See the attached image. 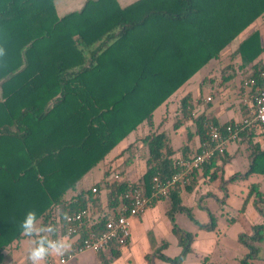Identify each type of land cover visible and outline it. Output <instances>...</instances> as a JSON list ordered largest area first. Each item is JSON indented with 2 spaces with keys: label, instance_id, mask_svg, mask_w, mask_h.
Returning a JSON list of instances; mask_svg holds the SVG:
<instances>
[{
  "label": "trees",
  "instance_id": "obj_1",
  "mask_svg": "<svg viewBox=\"0 0 264 264\" xmlns=\"http://www.w3.org/2000/svg\"><path fill=\"white\" fill-rule=\"evenodd\" d=\"M263 14L264 0H135L125 6L116 0H86L79 10L61 17L54 0H0V47L5 52L0 56V264L3 250L25 237L20 222L27 211L35 210L39 223L53 225L55 239L63 237L66 214L88 207L91 216L80 228L84 236L103 228L127 188H143L149 194L154 176L164 180L180 171L181 160L190 155L174 157L165 134L153 131L155 109L203 66L219 60L234 40L238 43L221 68L222 79L232 77L237 59L236 68L248 67L246 79L260 83L264 46L259 30L240 35ZM207 80L204 77L201 86ZM191 107L187 94L180 99L184 118ZM191 119L199 144L207 140L204 123L218 124L204 114ZM141 125L149 128L142 138L147 157L141 177L117 182L115 167L109 165L100 182L77 191L78 182ZM257 129L264 132V125L248 126L237 137L250 145L249 167L242 178H264V150L254 140ZM225 152L216 153L201 169L210 181L219 167L211 169L217 159L226 160ZM197 173L192 171L189 181L165 199L171 218L184 208L180 188L191 192ZM261 187L259 181L249 184L239 211L252 199L263 222L254 224L250 234L239 235L247 253L233 264H253L258 258L264 239ZM101 189L112 211L93 218L101 205ZM203 227L212 229L214 221ZM172 233L180 252L166 257L160 248L158 256L181 264L194 234L176 224ZM119 248L111 245L108 253L98 252L100 264L117 258Z\"/></svg>",
  "mask_w": 264,
  "mask_h": 264
},
{
  "label": "crops",
  "instance_id": "obj_2",
  "mask_svg": "<svg viewBox=\"0 0 264 264\" xmlns=\"http://www.w3.org/2000/svg\"><path fill=\"white\" fill-rule=\"evenodd\" d=\"M85 1L86 0H54L56 14L58 17H61L66 13L79 10ZM116 1L121 6V4H126V2L130 4L135 0ZM255 27H257L259 30L260 42L262 46H264V14L263 17H261L259 20L255 21L247 29H245L240 35V38L244 37L250 30ZM237 43L238 40H234L230 44L228 49L224 51L219 60H212V65H215L216 68L215 71H212L213 66H211L208 68L209 71H207L202 78L194 81H192L190 78L176 92H174L166 102L157 107L156 109H160L157 113V121L155 120V109L153 113L152 129L153 131L163 132L165 134L168 145L174 150V157L179 158L187 155L191 156L196 153L197 149L199 148V138L196 134L193 133L194 125L192 123L191 117L204 114L208 118L217 121L218 124H225L229 122L239 121L248 113L249 106L252 103V90L250 87H242L244 80H246L247 78L248 67L245 69L236 68L238 64V61L236 59L234 63V65L236 64L234 66L236 70L231 71L232 77L224 81L221 75V68L226 66L230 62L228 53L230 50L235 49ZM260 59L264 61V50L260 54ZM206 65H208V63ZM204 77H207L208 80L201 86L200 81ZM187 94H189L191 97L192 107L190 116L184 118L182 116V110L180 108V99ZM207 97H210V100H207ZM145 127V134H143L140 138H137V136H135L137 133L136 130L131 132H135L132 137H130L129 134L122 142H120L108 154L104 163L95 168L92 172L85 175L84 178H82L78 182L77 191L83 188L87 189L93 186L94 183L100 182L103 179L104 171L109 165L114 167H121L120 170L124 171L122 175L120 174L121 179L137 181L146 169L147 147L145 146L142 138L149 132V128L147 125ZM255 132L256 135L254 136V140L257 141L261 149L264 150V132H262L261 129H257ZM132 142L140 144V155H137L136 157H134V159H132L131 156H128L129 154L127 153L123 154L124 152L129 150V145L130 148L133 146ZM249 146V142L245 138H237V140L235 139L230 141L227 145L226 152L223 157L226 158V160L222 162L221 159H217L215 165L211 169L213 171L217 166L219 167L217 177L214 180L210 181L207 175L204 174V172L201 170L196 174L197 185L191 192H186L184 188H180L182 205L184 197L196 194L201 185L213 184L214 188H224L222 194L220 195L212 193L211 190L207 191L210 196L215 198L217 204L221 206L229 198V194L227 192L228 185L234 184L235 182H238L240 180H246V183L244 185V188L246 189L238 190V194L233 192L236 197H241V205L238 207L237 212L230 218V220L239 221L243 219L249 229V233L245 234H250L252 231V226L254 224H260L263 222V216L255 208L252 199L245 204L243 211H239V209L241 208L243 201L248 193L249 184L251 182L259 181L262 184L261 189H264V178L256 175H252L248 178L241 177L249 167ZM127 158H129L130 160L128 164L124 162V160ZM120 170H114V173L119 172ZM234 176L237 177L233 179ZM71 194V192H68V196H70ZM99 197L101 199V205L95 207L96 212L93 214V218L105 213V211H112L111 209H108L109 207L106 204L104 189H101ZM159 207H162V210L166 214H168L167 212L169 208V202L165 199H156L154 203H152L148 208L145 209L144 212L130 219V238L126 245L120 246L119 256L117 258H112L108 264H149L147 258L148 256H150L149 259L151 264H170L162 260L158 256L159 252L157 251L161 248V253L164 254V248H166L168 244L171 243L162 239V233L163 231H165V228L161 229V227L158 226L159 219L156 215L159 211ZM204 211L208 214L209 223H204L203 226L210 225L213 220V217L211 216L212 212L207 206L204 207ZM247 211H249L250 215L246 214ZM192 234H194V239L191 244V251L187 253L181 264H213L214 251L212 252L213 247L211 243L210 245H207L209 246V250L205 254H192L194 253L192 252L194 249L193 243L196 241V234ZM240 234L242 233L240 232L237 235V241ZM24 238L3 250L2 264H28V262L26 261V251L24 252L22 250L23 244H21ZM139 243H141L140 249H138L137 247ZM162 243H165V245L162 246ZM174 243L180 248V246L176 242L175 236ZM31 246L32 245H30V247ZM135 248L137 251H134ZM180 250L178 251V253L180 252ZM221 253L224 254L225 251L222 250ZM246 253L247 248L243 251V256ZM223 254H221V257H223ZM77 256H80L78 258L79 261L74 260V264H100V259L96 252L84 251ZM165 256L171 257L168 255ZM204 257L206 261L205 263H202L201 260ZM49 258L55 260V257ZM74 259L76 258L74 257ZM252 262L253 264H264V239L260 244L258 258L253 259ZM65 264H67V262Z\"/></svg>",
  "mask_w": 264,
  "mask_h": 264
},
{
  "label": "built area",
  "instance_id": "obj_3",
  "mask_svg": "<svg viewBox=\"0 0 264 264\" xmlns=\"http://www.w3.org/2000/svg\"><path fill=\"white\" fill-rule=\"evenodd\" d=\"M242 87H250L252 90V103L248 113L239 121L226 124H215L207 120L204 123V134L207 140L200 142L196 153L181 160V170L164 180L154 176L149 194H146L143 188H127L116 212L108 216L99 232L91 229L81 236L80 228L84 220L91 216V210L88 207L66 214L70 220L63 221V237L67 236L70 239L71 249L64 256L55 257V260L49 258L48 264H65L84 251L108 253L111 245H126L131 234L130 219L132 217L140 215L156 199L168 198L177 185L187 183L192 171H200L216 153H223L228 143L237 139L243 129L248 126L264 125V72L260 73V83H257L255 78H249L244 80ZM207 100H210V97H207ZM113 178L117 182L121 179L118 172L113 174ZM91 189L95 191L94 187Z\"/></svg>",
  "mask_w": 264,
  "mask_h": 264
},
{
  "label": "rangeland",
  "instance_id": "obj_4",
  "mask_svg": "<svg viewBox=\"0 0 264 264\" xmlns=\"http://www.w3.org/2000/svg\"><path fill=\"white\" fill-rule=\"evenodd\" d=\"M127 4L128 2H126V4H121V6H125ZM212 64L213 61H210L206 67L204 66L197 71L191 77V80L194 81L202 78L204 74L209 71L208 68L213 66ZM215 70L216 68L214 65L212 67V71ZM159 110L156 109L155 111L156 121L158 119L157 113ZM145 126L146 125H141L136 129L137 133L135 136H137V138H140L143 134H145ZM134 134L135 132L130 133V137ZM132 145L133 146L131 148L129 147V150L123 154L127 153L129 154L128 156H131V158L134 159V157L140 155V144L132 142ZM120 168L121 167L116 166L115 170H120ZM245 183L246 180H240L234 184L228 185L227 192L229 194V198L221 205L222 208L217 204L215 198L210 196L207 191L211 190L212 193L220 195L222 194L224 188H214L213 184L201 185L196 194L184 197L183 205L185 208L174 212L173 219H171V217L162 210V207H159V211L156 215L159 219L158 226L161 227V229L165 228V231L162 233V239H164V241L171 242L166 248H164V254L173 257L180 250V248L174 243V235L171 230L173 224H176L178 227L196 234V241L193 243L194 249L192 251L194 253L192 254H205L209 250V246L207 245H210L211 243L213 247L212 252L214 251L213 264H232L237 262L239 258L243 257L242 253L246 250V248L237 241V235L240 232L249 233V229L243 219L239 221H231L230 218L234 216L238 207L241 205V197H236L234 193L238 194V190L246 189L244 188ZM205 206H207L212 212L211 216L214 221V227L212 229H206L203 227L204 223H209L208 214L204 211ZM246 214L250 215L249 211H247ZM21 244H23L22 250L25 252L30 247L31 240L28 237H25ZM137 247L140 249L141 243H139ZM135 250L136 248L134 251ZM222 250L225 251L224 254L221 253ZM221 254H223V257H221ZM79 257L80 256L75 257L76 259H70V261H67V264H74V260L79 261Z\"/></svg>",
  "mask_w": 264,
  "mask_h": 264
},
{
  "label": "clouds",
  "instance_id": "obj_5",
  "mask_svg": "<svg viewBox=\"0 0 264 264\" xmlns=\"http://www.w3.org/2000/svg\"><path fill=\"white\" fill-rule=\"evenodd\" d=\"M4 54V49L0 47V56ZM64 219L68 221L70 217L65 215ZM20 229L22 235L31 240L32 246L26 250L28 264H48L49 257H62L71 249L70 239L67 236L54 239L56 228L51 224L39 223L35 210L26 212Z\"/></svg>",
  "mask_w": 264,
  "mask_h": 264
}]
</instances>
